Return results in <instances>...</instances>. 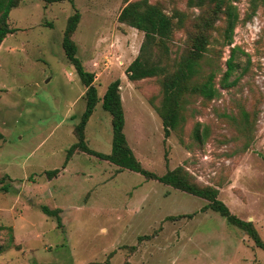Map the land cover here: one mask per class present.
<instances>
[{
    "label": "rangeland",
    "instance_id": "rangeland-1",
    "mask_svg": "<svg viewBox=\"0 0 264 264\" xmlns=\"http://www.w3.org/2000/svg\"><path fill=\"white\" fill-rule=\"evenodd\" d=\"M156 1L173 6L150 0ZM125 4L22 0L9 14L17 31L0 47V188L6 189H0V264H264V251L202 199L80 152L61 167L85 106V87L61 44L77 10L76 57L94 75L99 97L120 79L124 134L141 168L162 176L181 166L198 183L216 187L230 212L251 221L264 241V4L243 21L250 0H233L239 22L232 44L216 60L222 40L215 32L202 63L201 79L215 72L220 94L204 103L191 97L184 123L167 138L155 110L158 80L131 82L125 75L143 40L117 21ZM175 5L198 13L185 0ZM183 40L177 32L170 57ZM231 49L229 81L239 80L221 89ZM243 111L250 114L246 131ZM111 137V117L98 103L85 126L86 143L109 154ZM54 169L60 170L55 177L45 176ZM42 207L59 209V221Z\"/></svg>",
    "mask_w": 264,
    "mask_h": 264
},
{
    "label": "trees",
    "instance_id": "trees-1",
    "mask_svg": "<svg viewBox=\"0 0 264 264\" xmlns=\"http://www.w3.org/2000/svg\"><path fill=\"white\" fill-rule=\"evenodd\" d=\"M22 0H0V47L7 35L17 31L8 24L9 14L12 9L18 7ZM46 5L54 3L69 2L73 5L74 0H42ZM173 3L170 8L165 1L150 2V0H126L125 6L120 11L117 21L125 24L143 34L137 56L131 61L125 70L127 79L131 82H139L150 78H156L161 89L159 105L155 110L161 119L165 138L169 137L172 131L177 130L184 123L187 106L191 103L190 98L199 96L202 102H209L219 96V90L215 84V72L211 71L201 79L203 72L202 63L207 54L212 53L209 46L214 40L213 34L219 33L222 40L221 50L214 56L219 59L222 48L231 45L234 30L239 22L237 7L233 0H185L186 9L195 8L198 13H188L178 9L176 0H169ZM264 4V0H250V12L243 21L250 19L256 12L257 6ZM169 8V9H168ZM167 9L168 12L165 10ZM80 13H74L66 20V27L62 36V48L65 57L74 67L77 76L85 87L84 111L78 123L73 128L76 141L68 148L63 169L75 152H80L109 162L118 170L136 172L146 179L157 180L176 190L182 191L191 196L207 202L206 208L222 216L227 223L243 231L251 240L254 247L264 251V241L259 236L251 221L239 219L233 215L228 207L219 199V190L210 185L198 183L194 177L181 166L168 170L164 175L157 176L154 173L141 168L140 162L135 158L128 145L124 134L125 117L120 94V79H115L106 88L102 97L97 94L94 86V75L87 72L80 60L76 57L77 47L72 36L77 29ZM221 31V32H220ZM182 32L184 35L183 48L179 54L169 56L170 44L175 41V34ZM213 53H215L213 51ZM174 54H176L174 52ZM234 49H231L230 56L226 61V71L219 81L221 89H229L237 84L239 78L229 81L235 68L233 63ZM100 103L101 108L109 113L111 117V151L103 154L88 147L85 139V126L95 108ZM244 126L246 131L250 114L243 111ZM198 129L194 131V138L202 143ZM2 134L0 133V140ZM59 169L45 171L49 179L55 177ZM1 183V181H0ZM1 190L6 191L3 187ZM48 216L57 217L59 209L49 210L41 208ZM179 216L167 217V220H176Z\"/></svg>",
    "mask_w": 264,
    "mask_h": 264
}]
</instances>
